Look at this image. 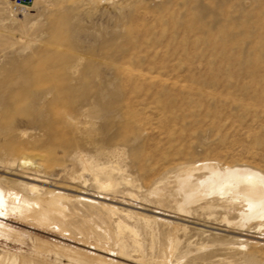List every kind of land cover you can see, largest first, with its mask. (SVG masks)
<instances>
[{
	"label": "rangeland",
	"instance_id": "obj_1",
	"mask_svg": "<svg viewBox=\"0 0 264 264\" xmlns=\"http://www.w3.org/2000/svg\"><path fill=\"white\" fill-rule=\"evenodd\" d=\"M11 1L0 0V188L66 197L63 213L37 206L44 225L2 207L0 264H146L171 235L187 264H264V226L149 195L163 179L175 194L181 166L264 174V0H35L25 14ZM81 157L115 167L120 189L99 190ZM119 221L144 246L128 260L96 245Z\"/></svg>",
	"mask_w": 264,
	"mask_h": 264
},
{
	"label": "bare ground",
	"instance_id": "obj_2",
	"mask_svg": "<svg viewBox=\"0 0 264 264\" xmlns=\"http://www.w3.org/2000/svg\"><path fill=\"white\" fill-rule=\"evenodd\" d=\"M11 3L13 4V1H11ZM30 8L32 7L30 6L28 9ZM28 9L22 11L21 13L25 14L26 11L28 13ZM79 161H82L84 163V169L91 173L94 179V184L99 190H103V191L109 190L116 192L120 189L122 182L115 176V172L117 171L115 167L113 166L106 167L103 165H99L96 162L88 161V160L83 161V158ZM21 162L23 165H27L30 163V161H28L26 157H24L21 160ZM202 170L207 171L208 176L206 177L199 176V172ZM81 178L82 177L80 176V179ZM172 178H174L175 180L174 182L176 184L175 194L172 195L167 193L166 190L168 188V185L170 186V183L164 179L160 182L159 186H155L153 189L149 191V195L155 198L157 202H159L160 204L164 203L165 201H169L173 203V205H175L176 210H178L180 213H185V214L191 213V211L195 207H198V209L208 210L210 211V214L214 213L215 211H221L225 215L224 220L228 224H232L236 226L245 227L252 223H258L259 230L261 229V227L264 226V174L261 173L260 171H256L250 168H243V167H235V168L232 167V168L221 169L215 166V164H203L201 166H181L177 169L175 174L173 173ZM122 181L127 184L133 185V182L130 180V178L122 176ZM27 186H28L27 188L30 189L31 192L33 191L36 193L39 192V189L37 188L36 185L35 186L27 185ZM172 191H174V187ZM36 197H37L36 200H30L29 197L27 196L21 199L15 190L12 189L5 190L4 188H0V214L2 212L1 209L3 207L4 208L3 211L9 210V212L12 211L16 212V214H18V216L20 217H33V219L35 218L37 220L39 218V220H41V223L43 222L42 224L44 225V222L49 223L52 220V218L51 216L49 217L50 214L49 210H47L48 212L45 213L42 212V210L41 211L37 210L38 208L37 206L40 205L42 206L43 205L42 203H45L48 204L49 206L50 205L53 206V208L55 209L54 212H53L54 209L50 211L52 214L59 213L60 210L56 209V206L58 207L59 200L64 199L66 195L65 193L62 194L60 192L57 193L52 192L46 196H41V194H39ZM108 208L110 210L112 209L113 210L112 212H114V210L115 211L117 210L115 207L112 206H109ZM232 213H236L238 215L237 221L231 222L229 220L228 216L229 214ZM1 215L0 217H2ZM52 216L54 217V215ZM107 217H109V215ZM56 220L58 221V218ZM7 227L4 226L2 228L7 229ZM176 227L177 228L181 227L180 229L184 231H186L187 229V226L180 224H176ZM94 229H96V227ZM88 230L90 229L88 228ZM116 230H117L116 234L114 235H111L112 233H110V231H109L110 234L107 233V231L104 232L105 234L103 233L105 238L109 240V243L106 245L101 241H99L98 243L96 241L97 243L96 245L98 246V249L100 247L103 250L104 249L106 250V249H110V247H114L116 251H118L117 252L118 256L123 260L124 259L128 260V258L130 259L131 256L127 253L128 250H130V248H134L133 251L136 252L142 250V247L144 246L140 241L136 239V236L138 235V231L135 228H132L131 226L129 227L126 223L119 221L116 224ZM124 231H130V233L135 236L134 237L135 239H132L133 247H130L127 244V242L129 241L126 242L123 239ZM89 232L86 231L85 234H88ZM97 233L95 235H97ZM13 234L16 233L13 232ZM8 236L10 235L8 234ZM96 237H98V235ZM15 238L18 237L15 236ZM167 242H168L167 246L165 247L164 250H162L163 252L160 251L161 254L159 257L146 260L143 251L141 256L139 254L140 257L138 261H144L146 262V264H187V261L189 259L187 253H182V254L178 253V248L180 243L179 239L171 235L169 236ZM7 260H9L7 264H28L24 259H22L17 255H13Z\"/></svg>",
	"mask_w": 264,
	"mask_h": 264
},
{
	"label": "built area",
	"instance_id": "obj_3",
	"mask_svg": "<svg viewBox=\"0 0 264 264\" xmlns=\"http://www.w3.org/2000/svg\"><path fill=\"white\" fill-rule=\"evenodd\" d=\"M35 0H13L12 10L14 13H20L27 10Z\"/></svg>",
	"mask_w": 264,
	"mask_h": 264
}]
</instances>
